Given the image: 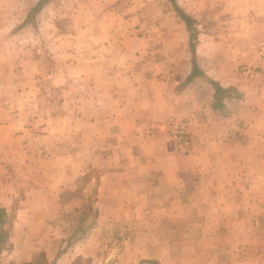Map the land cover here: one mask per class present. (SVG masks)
Listing matches in <instances>:
<instances>
[{
  "label": "rangeland",
  "instance_id": "374dc122",
  "mask_svg": "<svg viewBox=\"0 0 264 264\" xmlns=\"http://www.w3.org/2000/svg\"><path fill=\"white\" fill-rule=\"evenodd\" d=\"M39 1L0 0V264H264V217L234 247L221 215L229 180L250 173L259 193L264 178V0H175L195 20L205 76L191 82V32L171 0H46L36 12ZM211 79L231 93L223 107ZM143 146L188 163L218 151L221 169H187L218 197L205 195V217L113 191Z\"/></svg>",
  "mask_w": 264,
  "mask_h": 264
},
{
  "label": "crops",
  "instance_id": "0c3cea01",
  "mask_svg": "<svg viewBox=\"0 0 264 264\" xmlns=\"http://www.w3.org/2000/svg\"><path fill=\"white\" fill-rule=\"evenodd\" d=\"M198 78L200 79L201 77H195L194 80L197 81ZM231 102V99L226 101L228 107L233 104V102ZM243 113L240 115L248 116L246 108H244ZM236 114L239 113L234 111L229 115L233 116ZM246 121L250 125L248 133L251 134L252 120L249 118V121ZM153 124L154 127L158 126L155 122H153ZM153 137H157V135L154 134ZM196 148L198 147L195 146V150L199 155L201 149ZM152 149L155 150V154L152 152ZM139 153L141 155L140 158L144 159L135 165L132 174L129 176V182L127 180L128 184L126 187L113 190L115 193L118 194L120 190V194L130 200H141L142 198V200L145 201L161 198L162 200L170 201L169 210L167 211L168 214L167 212L164 213L166 216L170 217L181 216L185 218H203L207 215L202 206L205 200V195L207 198L208 194L211 201L218 199V197L214 196L212 190L205 192L206 189L202 184L201 180L203 179L201 177H197L196 179L191 175L187 177V169L188 167H192L193 171L207 169L209 172L210 169H221L220 164L217 161L220 158L217 150L213 152V158L216 159L215 161L213 160L214 162L195 160L194 163H188L183 160L182 156L178 155L175 156L176 160L173 161L169 155L165 157L167 155L166 152L156 150V148H152L151 146L149 148L148 146H143L142 150L139 149ZM154 155H156L155 160L148 159L149 157L154 159ZM246 166L244 168H246ZM249 174L243 173V177H240L239 180L232 179L228 181V209L226 210V213L221 214L222 216H228L229 218L226 230L229 234H235L232 240L233 243L230 242L234 247H236L237 238L239 240L238 243L241 244L245 241V235L253 230L254 227L250 224V220L254 217H264V178L259 176V178L257 177L254 180L259 183L258 189L260 191L259 193H252L253 179H251V182L248 180ZM209 175L213 176L212 178H209L208 182H214V180H216L215 173L212 172ZM208 187H210V184ZM173 201L180 203V205L175 206L176 204L172 203ZM193 201L194 203H192ZM236 217H243L245 219L244 221L238 222ZM200 222L201 223L195 224V229L202 232L203 221L201 220ZM188 230L189 228H185L183 231L186 232ZM237 233L239 236L236 237ZM241 239L242 242L240 241ZM198 246L199 244L197 247ZM203 261L207 262V259H204L203 257L197 258L196 264L200 262L203 264ZM211 264H215V260L211 261Z\"/></svg>",
  "mask_w": 264,
  "mask_h": 264
},
{
  "label": "trees",
  "instance_id": "16d2710c",
  "mask_svg": "<svg viewBox=\"0 0 264 264\" xmlns=\"http://www.w3.org/2000/svg\"><path fill=\"white\" fill-rule=\"evenodd\" d=\"M171 1L174 5L175 9L178 11L179 15L181 16V18L185 21L187 28L191 32V34H190V47H191V52L193 53V56L195 58L193 60V70L187 79L188 82H191L197 76H205V73L200 68V66L196 60V57H195L196 56V46H197V44H196L197 34H196V30L193 26L195 20L190 15H188L183 9H181L175 0H171ZM45 2H46V0H40L38 2V4L36 5V7L34 8V11L37 12V11L41 10L43 8ZM209 82L213 86V88L215 90V96L217 98V102L215 104V107H217V108L223 107L222 100L226 97H230L231 93L229 92V90L227 88L223 87L219 82L212 80V79ZM5 212H6L5 208H2L0 210V220H2ZM4 239H5V232H1V235H0V243L1 244L0 245H2L4 243ZM152 263L156 264V262H152Z\"/></svg>",
  "mask_w": 264,
  "mask_h": 264
},
{
  "label": "built area",
  "instance_id": "2783aa9c",
  "mask_svg": "<svg viewBox=\"0 0 264 264\" xmlns=\"http://www.w3.org/2000/svg\"><path fill=\"white\" fill-rule=\"evenodd\" d=\"M172 126H174L172 128V136L175 137V138H177V139L179 137H184L185 133H188V130L186 129V124H184V123H182V125H180V124H174ZM182 145L184 146V144H182ZM185 145H188V144H185Z\"/></svg>",
  "mask_w": 264,
  "mask_h": 264
}]
</instances>
